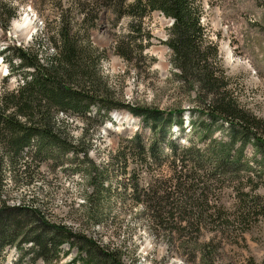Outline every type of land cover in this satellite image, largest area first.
Instances as JSON below:
<instances>
[{"label":"rangeland","instance_id":"374dc122","mask_svg":"<svg viewBox=\"0 0 264 264\" xmlns=\"http://www.w3.org/2000/svg\"><path fill=\"white\" fill-rule=\"evenodd\" d=\"M94 1L0 0V12L14 14L6 29L0 25V50L28 48L45 62L54 54L61 15L73 22L78 47L88 44L95 51L105 96L120 105L159 110L162 116L180 113L178 120L159 121L154 132L152 121L125 107L56 112L65 149L50 150L49 158L32 168L31 180L6 172L0 199L9 205L34 200L48 220L118 249L124 264H264L259 210L264 206V151L248 143L240 154L237 143L220 158L230 129L207 119L204 109L212 96L194 77L182 79L165 44L168 17L152 11L137 31L130 16L115 20L105 0L94 12L83 8ZM193 1L228 95L264 125V0ZM25 14L32 17L29 30L14 32L13 22ZM18 64L11 70L0 54V93L22 83ZM135 135L149 153L146 158L134 155L139 150ZM122 147L125 160L117 155ZM30 248V243L22 249L5 247L0 263L73 264L78 255L66 243L59 259L50 251L48 263L31 262Z\"/></svg>","mask_w":264,"mask_h":264},{"label":"trees","instance_id":"16d2710c","mask_svg":"<svg viewBox=\"0 0 264 264\" xmlns=\"http://www.w3.org/2000/svg\"><path fill=\"white\" fill-rule=\"evenodd\" d=\"M101 1L104 0H95L92 5L83 3L82 6L87 12H94V7ZM105 2V7L114 13L115 20L125 15L130 16L131 25L137 23L134 25L138 26L137 31L142 29L143 18L155 10L173 20L165 44L171 49L182 71V79L194 77L200 88L212 96L204 109L207 119L225 122L230 129L229 141L221 145L218 152L222 155L220 158L227 157L229 148L237 143L241 145L238 148L240 154L248 143L255 149L264 151L263 120L251 116L228 95L225 88L226 77L222 71L216 72L214 69L216 50L205 45L206 39L200 23L201 11L193 0ZM13 15L12 12H0L1 27L6 29ZM85 16L82 18L84 21L87 20ZM96 17L97 14L94 13L88 20L93 22ZM56 27L54 54L45 62H41L37 53L28 48L6 45L0 50L11 70L17 61L18 68L24 70L21 84L0 93V194L6 182V172L30 178L32 168L38 169L49 158L50 150L62 147L65 149L61 142L60 125H56V112L84 114L89 112L91 106H95L97 111L125 107L132 114L152 121L151 130L154 132L159 121L168 123L180 114L162 116L159 110L120 105L112 97L105 96L108 89L98 75L95 51L88 44L83 48L78 47L73 22L69 19L59 15ZM177 122L181 124L182 121L179 119ZM134 141L139 148L134 155L146 158L149 153L140 145L139 136L135 135ZM151 152L154 153L152 150ZM126 154L125 147L117 151V155L123 160ZM133 189L137 190V186L133 185ZM33 202L34 200L31 203L9 205L5 199H0V253L5 247L22 249V244L30 243L28 251L32 253L31 262L40 258L48 263L51 257L47 253L53 251L55 259H59L60 248L67 243L78 252L72 260L73 264H124L118 249L100 245L91 237L48 220L41 208ZM260 208L261 214H264V206ZM4 258L5 255L0 254V262Z\"/></svg>","mask_w":264,"mask_h":264},{"label":"bare ground","instance_id":"6f19581e","mask_svg":"<svg viewBox=\"0 0 264 264\" xmlns=\"http://www.w3.org/2000/svg\"><path fill=\"white\" fill-rule=\"evenodd\" d=\"M31 22H32L31 15L25 14L19 20H16L13 22L14 32H20L19 34H21L22 31L29 30ZM171 22H172V20L170 19V24H171Z\"/></svg>","mask_w":264,"mask_h":264}]
</instances>
